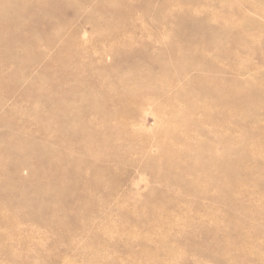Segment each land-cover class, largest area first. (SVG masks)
Here are the masks:
<instances>
[{"label":"rangeland","instance_id":"obj_1","mask_svg":"<svg viewBox=\"0 0 264 264\" xmlns=\"http://www.w3.org/2000/svg\"><path fill=\"white\" fill-rule=\"evenodd\" d=\"M27 2L0 1V20L5 19L0 21V264H264V0ZM8 12L13 16L7 19ZM120 76L128 81L121 83ZM101 81L107 87L112 83V91ZM72 87H85L82 96ZM59 90L73 106L64 103ZM195 145L205 158L194 157ZM54 150L57 161L50 155ZM167 158L175 167L167 168ZM5 176L18 187H10V181L3 185ZM231 182L236 183L232 191ZM60 189L63 197L56 193Z\"/></svg>","mask_w":264,"mask_h":264},{"label":"bare ground","instance_id":"obj_2","mask_svg":"<svg viewBox=\"0 0 264 264\" xmlns=\"http://www.w3.org/2000/svg\"><path fill=\"white\" fill-rule=\"evenodd\" d=\"M0 1H1V0H0ZM7 1H8V0H7ZM9 1H10V0H9ZM22 1H25V0H22ZM27 1L30 2V0H27ZM43 1H44V0H43ZM28 2H27V5L29 4ZM5 3H6V2H5ZM39 3H40V2H39ZM41 3H42V2H41ZM41 3H40V4H41ZM47 3H48V2H46V4H47ZM9 4H11V3L9 2ZM23 4H26V2L23 3ZM33 4H34V1H33V3L31 2V6H32ZM48 4H49V3H48ZM19 5H20V3H19ZM27 5H25V6H27ZM113 5H116V4H113ZM39 6H40V7H42V6L45 7V4H42V6H41V5H39ZM147 6H148V4H147ZM5 7H6V6H5ZM9 7H11V5L8 6V10H9ZM27 7H28V6H27ZM27 7H26V8H27ZM33 7H34V6H33ZM40 7H39V10H40ZM28 8L30 9V5H29ZM34 8H35V7H34ZM34 8H32V10H34ZM42 8H43V7H42ZM185 8H186V7H185ZM10 9H11V8H10ZM23 9H24V8H23ZM29 9H28V10H29ZM44 9H45V8H44ZM118 9H120V8H118ZM14 10H15V9H14ZM32 10L30 11L31 13H32ZM39 10H38V11H39ZM186 10H188V9L186 8ZM15 11H16V10H15ZM18 11H19V10H18ZM41 11H42V13H44V11H43L42 9H41ZM118 11H119V10H118ZM183 11L186 12L185 10H183ZM11 12H12V11H11ZM11 12H10V13L8 12V13L11 14ZM28 12H29V11H28ZM180 12H181V11H180ZM188 12H189V11H188ZM13 13H14V12H12V14H13ZM15 13H16V14H17V13L20 14V11H19V12L16 11ZM33 13H34V12H33ZM33 13H32V14H33ZM37 13H38V12H37ZM40 13H41V12H40ZM46 13H47V12H46ZM50 13H51V12H50ZM12 14H11L10 16H7V13H6V18H7V17H11V16H13ZM38 14H39V13H38ZM48 14H49V13H48ZM177 14H179V13H177ZM17 15H18V14H17ZM27 15H29V14H27ZM183 15H186V14H183V13H182L181 16H183ZM20 16H21V15H20ZM24 16H25V15H22V17H24ZM41 16H43V14H40V17H41ZM188 16H189V15H188ZM214 16H215V15H214ZM16 17H19V15L16 16ZM22 17H20V18H22ZM183 17H184V16H183ZM186 17H187V16H186ZM212 17H213V16H212ZM0 18L2 19V17H0ZM187 18H189V17H187ZM219 18H220V17H219ZM219 18H217V19H219ZM7 19H8V18H7ZM12 19H15V18H12ZM12 19H11V22H13ZM25 19H26V18H25ZM212 19H213V18H212ZM214 19H215V18H214ZM214 19H213V20H214ZM217 19L214 20V21H219V20H217ZM177 20H179V19H177ZM209 20H210V19H209ZM0 21H1V20H0ZM2 21H5V19L2 20ZM2 21H1V22H2ZM7 21H8V20H7ZM19 21H20V20H19ZM21 21H23V18H22ZM183 21H184V20H183ZM220 21H221V20H220ZM24 22H25V20H24ZM24 22H23V23H24ZM205 22H206V20H205ZM209 22H210V21H209ZM21 23H22V22H21ZM23 23H22V24H23ZM200 23H201V22H200ZM14 24H15V23H14ZM16 24H17V22H16ZM18 25H19V24H18ZM12 26H13V25H12ZM16 26H17V25H16ZM16 26H15V27H16ZM21 26H22V25H20V27H21ZM177 26H178V25H177ZM177 26H176V30L178 31ZM180 26H181V24H180ZM225 26H226V25H225ZM13 27H14V26H13ZM20 27H19V28H20ZM178 27H179V26H178ZM19 28H18V29H19ZM14 29H16V28H14ZM180 29H181V28H180ZM209 30H210V29H209ZM10 31H11V30H10ZM10 31H7V33H9ZM14 31H15V30H14ZM16 31H18V30H16ZM177 31H176V32H177ZM181 31H182V30H181ZM203 31H204V30H203ZM178 32H179V31H178ZM199 32H200V31H199ZM211 32H212V31H211ZM217 32H218V31H217ZM200 33H201V32H200ZM212 35H218V34H215V32L213 31ZM210 36H211V34H210ZM204 37H206V36H204ZM213 37H214V36H213ZM170 39H171V38H170ZM177 39H178V38H177ZM211 39H212V38H211ZM211 39H210V40L208 39V40L211 41ZM215 39H216V38H215ZM175 40H176V39H175ZM175 40H174V41H175ZM169 41H171V40H169ZM172 42H173V40H172ZM3 43H4V42H3ZM176 43H177V42H176ZM185 43H186V42H185ZM170 44H172V43H170ZM182 44H183V43H182ZM182 44H181V45H182ZM187 44H188V42H187ZM7 45H9V44L7 43ZM173 45H174V43H173ZM176 45L179 46L180 44L178 43V44H176ZM176 45H174V46H176ZM181 45H180V46H181ZM5 46H6V45H5ZM169 46H171V45H169ZM178 46H177V47H178ZM181 47H183V46H181ZM171 48H172V47H171ZM173 48H175V47H173ZM173 48H172V49H173ZM5 49H6V48H5ZM8 50H9V49H8V47H7V51H8ZM69 50H70V49H69ZM168 50H169V48H168ZM168 50H167V52H170V50H169V51H168ZM4 51H5V50H4ZM174 51H175V50H174ZM174 51H173V52H174ZM171 52H172V51H171ZM186 52H187V51H186ZM68 53H69V52H68ZM163 53H164V52H163ZM166 54H167V53H166ZM169 54H171V53H169ZM175 54H176V53H175ZM179 54H180V53H179ZM179 54H178V55H179ZM186 54H187V53H186ZM186 54H185V55H186ZM167 55H168V54H167ZM172 55H174V54L172 53L170 56L172 57ZM176 55H177V54H176ZM7 56H8V55H7ZM61 56H62V54H61ZM157 56H161V55H157ZM157 56H156V57H157ZM163 56H164V54H163ZM170 56H167V57H170ZM181 56H182V55H181ZM181 56H180V57H181ZM177 57H178V56H177ZM172 58H173V57H172ZM178 58H179V57H178ZM63 59H65V58H63ZM158 59L160 60L161 58L158 57ZM164 59H165V58H164ZM170 59H171V58H170ZM172 60H173V59H172ZM174 60H175V59H174ZM62 61H63V60H62ZM73 61H74V60H73ZM73 61L71 60L70 62H73ZM177 61H179V60H177ZM66 62H68V59H66ZM60 63H61V62H60ZM167 63H168V62H167ZM167 63H166V64H167ZM170 63H172V62H170ZM175 63H176V62H175ZM180 63H181V62H180ZM63 64H64V63H63ZM63 64L61 65V67H65V66H63ZM67 64H68V63H67ZM71 64H72V63H71ZM73 64H75V62H74ZM166 64H164V66H165ZM178 64H179V62L177 63V65H178ZM76 65H79V63L75 64V67H74V68H77V69L79 68V70L84 71L83 68H82V69H83V70H82V69H80L81 67H77ZM68 66H69V65H68ZM70 66H71V65H70ZM79 66H81V65H79ZM161 66H162V65H161ZM166 66H167V65H166ZM172 66H173V65H172ZM178 66H179V65H178ZM71 67H73V66H71ZM170 67H171V66H170ZM174 67H176V64H175ZM68 68H69V67H68ZM148 68H149V67H148ZM164 68L166 69V67H164ZM162 69H163V68H162ZM165 69H164V70H165ZM167 69H169V68H167ZM167 69H166V70H167ZM131 70H133V69H130V71H131ZM160 70H161V68H160ZM75 71H77L76 73H80V72H81V71L78 72V70H76V69H75ZM134 71H135V70H133L132 72H134ZM161 71H163V70H161ZM167 71H169V70H167ZM141 72H142V71H141ZM159 72H160V71H159ZM165 72H166V71H165ZM165 72H163V74H164ZM137 73H138V72H137ZM135 74H136V73H135ZM163 74H162V75H163ZM76 75H77V74H76ZM76 75H75L74 77H76ZM124 75H125V74H124ZM127 75H128V74H127ZM142 75H143V74H142ZM145 75H146V74H145ZM148 75H149V74H148ZM156 75H157V74H156ZM158 75H160V73H159ZM164 75H165V74H164ZM149 76H151V75H149ZM153 76L155 77L154 74H153ZM160 76H161V75H160ZM121 77H122V76H120L119 78H117V80L119 81V79H120ZM123 77H124V76H123ZM126 77H127V76H126ZM136 77H137V76H135V78H136ZM156 77H157V76H156ZM162 77H164V76H162ZM162 77H161V78H162ZM165 77H166V76H165ZM167 77H169V72H168V76H167ZM76 78H77V77H76ZM140 78H141V76H140ZM143 78H145V77H143ZM147 78H148V77H147ZM169 78H170V77H169ZM77 79H78V78H77ZM77 79H76V82H77V83L81 81L80 79H78L79 81H77ZM130 79H131V78H130ZM136 79H138V78H136ZM155 79H156V78H155ZM157 79H158V77H157ZM121 80H122V78L120 79V81H121ZM125 80H127V79H124L123 81H121V83H123ZM139 80H140V79H139ZM143 80H144V79H143ZM146 80H147V79H146ZM146 80H145V81H146ZM152 80H154L153 77H152ZM167 80H169V79L167 78ZM58 81H59V80H58ZM60 81H61V80H60ZM74 81H75V79H74ZM127 81H128V80H127ZM131 81H132V79H131ZM150 81H151V80H149V82H150ZM169 81H170V80H169ZM263 81H264V80H263ZM63 82H66V81H63ZM103 82H104V81H103ZM103 82L101 81V83H103ZM115 82L118 83V84H120V83L117 82V81H115ZM132 82H135V83H136V81H132ZM142 82H143V81H142ZM147 82H148V81H147ZM147 82H143V83H147ZM152 82H153V81H152ZM155 82H158V81H155ZM259 82H260V81H259ZM261 82H262V81H261ZM261 82H260V85H261ZM77 83H76V85H77ZM105 83H106V82H104L103 84L105 85ZM137 83H138V82H137ZM143 83H142V84H143ZM153 83H154V82H153ZM68 84H69V83H68ZM74 84H75V83H74ZM80 84H81V83H80ZM87 84H88V82H87ZM87 84H86V85H87ZM89 84H90V83H89ZM106 84H107V83H106ZM111 84H112V83H111ZM111 84H110V86H108V87L110 88V90H107V89H105V88H104V89H105L106 91H112V90H111V89H112V88H111ZM157 84H158V83H157ZM163 84H164V83H163ZM61 85H62V84H61ZM70 85H71V83H70ZM70 85H69V86H70ZM84 85H85V83H84ZM91 85H93V84H90V86H91ZM104 85H103V86H104ZM113 85H114V83H113ZM113 85H112V86H113ZM122 85H123V84H122ZM124 85H125V84H124ZM124 85H123V86H124ZM126 85H127V83H126ZM132 85H133V84H132ZM134 85H135V84H134ZM134 85H133V86H134ZM138 85H140V84H138ZM138 85H136V87H140V86H138ZM150 85H153V84L149 83V86H150ZM154 85H156V84H154ZM167 85H168V84H166V86H167ZM260 85H258V86H260ZM263 85H264V84H263ZM62 86H63V85H62ZM73 86H74V85H73ZM77 86H79V84H78ZM87 86L89 87V85H87ZM87 86H86V87H87ZM100 86H101V85H100ZM100 86H99V88H100ZM103 86H101V87H103ZM105 86H106V85H105ZM105 86H104V87H105ZM117 86H118V85H117ZM117 86L115 85V86H114L115 88L113 87V89H116ZM119 86H121V84H120ZM119 86H118V87H119ZM258 86L256 85V87H258ZM59 87H60V85H59ZM63 87H64V86H63ZM67 87H68V86H67ZM74 87H75V86H74ZM74 87H72V90H74ZM82 87H83V86H82ZM94 87H95V86H94ZM94 87H93V88H94ZM106 87H107V86H106ZM108 87H107V88H108ZM150 87L153 88L154 86H153V87L150 86ZM150 87H149V89H150ZM160 87H161V86H160ZM163 87H164V86H163ZM260 87H261V86H260ZM56 88H57V87H56ZM75 88H76V87H75ZM77 88H78V87H77ZM84 88H85V87H84ZM84 88H83V89H84ZM109 88H108V89H109ZM121 88H124V87H121ZM121 88H120V89H121ZM128 88H129V87H128ZM128 88H127V89H128ZM131 88L133 89V87H131ZM131 88H129V89H131ZM134 88H135V86H134ZM143 88H144V87H143ZM143 88H142V91H143ZM158 88H159V87H157V89H155V90H157V92L159 91ZM226 88H227V87H226ZM229 88H230V87H229ZM258 88H259V87H258ZM67 89H69V88H67ZM83 89H81L82 92H83ZM104 89L101 88L100 91L102 92ZM129 89H128V90H129ZM149 89H147V91H149ZM159 89L161 90V88H159ZM233 89H234V88H233ZM242 89H243V88H242ZM247 89H248V87H247ZM247 89L245 88V90H247ZM249 89H250V88H249ZM70 90H71V89H70ZM78 90L80 91V89H78ZM78 90H74V92H75V91H78ZM86 90H87V89H86ZM86 90H85V91H86ZM88 90H89V89H88ZM92 90H93V89H92ZM105 90H104V91H105ZM118 90H119V89H118ZM122 90H123V89H122ZM122 90H121V91H122ZM136 90H139V88H136ZM140 90H141V89H140ZM151 90H152V89H151ZM230 90H231V89H230ZM239 90H240V89H239ZM239 90H238V91H239ZM243 90H244V89H243ZM59 91H60V90H59ZM79 91H78V93H77V92H75V93L79 94ZM81 91H80V92H81ZM121 91H120V93H121ZM197 91H198V90H197ZM249 91H250V90H249ZM262 91H263V89H262ZM60 92H61V91H60ZM82 92H81L80 97H81L82 94H83ZM140 92H141V91H140ZM151 92H152V91H151ZM185 92H186V91H185ZM192 92H193V91H192ZM195 92H196V91H195ZM202 92H203V91H202ZM218 92H219V91H218ZM231 92H232V91H231ZM233 92H234V94H235L236 91L234 90ZM239 92H240V91H239ZM244 92H245V91H244ZM58 93H59V92H58ZM61 93H62V92H61ZM63 93H65V92H63ZM63 93H62V94H63ZM88 93H89V92H88ZM92 93H93V91L90 92V94H92ZM102 93H103V92H102ZM105 93H106V94H102L101 96H104V97H105V95H107V92H105ZM115 93H116V91H115ZM118 93H119V92H118ZM120 93H119V94H120ZM126 93H127V92H126ZM128 93H129V92H128ZM135 93H136V92H135ZM135 93H134V94H135ZM141 93H142V92H141ZM141 93H140V94H141ZM159 93H160V92H159ZM182 93H183V92H182ZM224 93H225V92H224ZM236 93L238 94V92H236ZM246 93H247V92H246ZM256 93H258V91H256ZM259 93H260V92H259ZM62 94H61V95H60V94L57 95V98L60 97V96H62ZM84 94H85V92H84ZM90 94H89V95H90ZM96 94H98V93H96ZM108 94H109V92H108ZM112 94H114V93H112ZM112 94H109V95H112ZM122 94H123V96H124V92H122ZM132 94H133V93H132ZM132 94H131V95H132ZM144 94H145V93H144ZM154 94H157V93H154ZM210 94H212V93H210ZM225 94H226V93H225ZM230 94H231V93H230ZM242 94H243V93H242ZM242 94H239V96L242 95ZM261 94H262V93H261ZM63 95H65V98H64V97H63V98L67 100V98H68V97H66L67 94L65 93V94H63ZM85 95H87V94H85ZM93 95H94V94H93ZM117 95H118V94H117ZM129 95H130V94H129ZM129 95H128V94L126 95L127 98L129 97ZM195 95H196V94H195ZM201 95H202V94H201ZM218 95H219V93H218ZM220 95H222V94H220ZM244 95H245V94H244ZM262 95H263V94H262ZM262 95H261V96H262ZM49 96H50V95H49ZM76 96H77V95H76ZM90 96H92V95H90ZM96 96L98 97V95H96ZM133 96L136 97L135 95H133ZM133 96H132V97H133ZM141 96H142V95H141ZM184 96H185V95H184ZM188 96H189V95H188ZM226 96H227V95H226ZM245 96L247 97V95H245ZM46 97H48V96H46ZM46 97H45V98H46ZM92 97H93V96H92ZM94 97H95V96H94ZM185 97H186V96H185ZM198 97H199V96H198ZM246 97H244V98H246ZM262 97H263V96H262ZM43 98H44V97H43ZM60 98H61V97H60ZM60 98H59V101L61 102L62 100H61ZM63 98H62V99H63ZM78 98H79V96H78ZM78 98H77V99H78ZM85 98H86V97H85ZM85 98H83V97L81 98V99H83V102H84V99H85ZM89 98H90V97H89ZM99 98H100V97H99ZM105 98H106V97H105ZM110 98H111V97H110ZM119 98H120V97H119ZM127 98H126V99H127ZM143 98H144V97H143ZM188 98H189V97H188ZM188 98H187V99H188ZM190 98H193V97H190ZM232 98H233V97H232ZM234 98H235V97H234ZM68 99H69V98H68ZM75 99H76V98H75ZM124 99H125V98H124ZM128 99H130V97H129ZM173 99H174V98H173ZM173 99H172V100H173ZM183 99H184V98H183ZM230 99H231V98H230ZM236 99H237V98H236ZM238 99H240V97H239ZM242 99H243V98H242ZM41 100H42V98H41ZM49 100H51V99H49ZM49 100L46 99V101H48V102H55V101H58V100H55V101H49ZM66 100H65V102H64V101H62V102H64V103L67 104V106H68V104L70 103V102H68V101H70V100H67V101H66ZM91 100H92V98H91ZM91 100H89V102H90ZM120 100H121V99H120ZM172 100H171V101H172ZM243 100H244V99H243ZM81 101H82V100H81ZM87 101H88V100H87ZM92 101H93V100H92ZM94 101H95V100H94ZM101 101H102V100H101ZM101 101H98V102H101ZM109 101H110V100H109ZM169 101H170V100H168V102H169ZM171 101H170V102H171ZM175 101H176V100H175ZM175 101H174V102H175ZM185 101H186V100H185ZM185 101H184V102H185ZM224 101H225V99H224ZM44 102H45V101H44ZM44 102H43V103H44ZM48 102H47V103H48ZM66 102H67V103H66ZM104 102H105V101H104ZM104 102H103V103L101 102V103L105 105ZM170 102H169V103H170ZM209 102H210V101H209ZM212 102H213V101H212ZM55 103H56V102H55ZM79 103H80V102H79ZM96 103H97V102H96ZM120 103H122V102H120ZM130 103H131V102H130ZM130 103H129V105H130ZM192 103H193V102H192ZM192 103H191V104H192ZM217 103H219V102H217ZM241 103H242V102H241ZM41 104H42V103H41ZM92 104H93V103H92ZM99 104H100V103H99ZM108 104H110V103H108ZM200 104H201V103H200ZM258 104H259V102H258ZM45 105H46V104H45ZM55 105H56V104H54L53 107H54ZM57 105H58V104H57ZM69 105H70V104H69ZM85 105H87V103H86ZM85 105H84V106H85ZM89 105H90V104H89ZM89 105H88V106H89ZM94 105H95V104H94ZM96 105H97V104H96ZM96 105H95V107H96ZM123 105L126 106L125 104H123ZM127 105H128V102H127ZM188 105H190V104H188ZM204 105H205V104H204ZM47 106H49V105H47ZM50 106H51V105H50ZM50 106H49V108H47V109H50ZM62 106H63V105H62ZM65 106H66V105H65ZM65 106H64V109H65ZM71 106H73L72 103H71L70 107H71ZM98 106H99V105H98ZM105 106H106V105H105ZM216 106H217V104H216ZM222 106H223V105H222ZM225 106H226V105H225ZM53 107H52V108H53ZM60 107H61V106H60ZM70 107H69V108H70ZM117 107H118V106H117ZM190 107H192V106H190ZM196 107H197V106H196ZM211 107H212V106H211ZM227 107H228V106H227ZM57 108H59V107L57 106ZM61 108H62V107H61ZM61 108H59V110H62ZM67 108H68V107H67ZM69 108H68V109H69ZM75 108H76V106H75ZM81 108H82V107H81ZM105 108H106V107H105ZM125 108H127V107H125ZM215 108H217V107H215ZM47 109H46V110H47ZM64 109H63V110H64ZM86 109H87V108H86ZM89 109H90V108H89ZM102 109H104V107H102ZM120 109H122V108H120ZM211 109H212V108H211ZM217 109H218V108H217ZM217 109H213V111H214V110H217ZM228 109H229V107H228ZM53 110H54V109H53ZM59 110H58V113H59ZM77 110H78V109H77ZM82 110H83V109H82ZM82 110H81V111H82ZM90 110H91V109H90ZM98 110H100V109H98ZM127 110H128V109H127ZM127 110H126V112H127ZM195 110H196V109H195ZM229 110H230V109H229ZM55 111H56V110H54V112H55ZM74 111H75V110H74ZM81 111H80V112H81ZM88 111H89V110H88ZM93 111H94V110H93ZM191 111H192V110H191ZM207 111L209 112V111H212V110H207ZM217 111H218V110H217ZM217 111H216V112H217ZM220 111H221V109H220ZM239 111H240V110H239ZM242 111H243V110H242ZM46 112H47V111H46ZM52 112H53V111H52ZM75 112H76V111H75ZM110 112H111V111H110ZM110 112H109V113H110ZM118 112H119V111H118ZM123 112H125V110H123ZM126 112H125V114H126ZM185 112H186V111H185ZM189 112H190V111H189ZM192 112H193V111H192ZM208 112H206L205 114H207ZM227 112H230V111H227ZM237 112H238V111H237ZM243 112H244V111H243ZM243 112H242V113H243ZM48 113H51L50 110H49ZM48 113H47V115H48ZM104 113H105V112H104ZM107 113H108V112H107ZM120 113H122V112L120 111ZM120 113H118V114H120ZM209 113H210V112H209ZM211 113H212V112H211ZM240 113H241V112H240ZM55 114H56V113H55ZM55 114H54V116H55ZM59 114H60V115H59ZM59 114H57V115H59L60 117H61V115L64 116L63 113H62V114L59 113ZM70 114H71V113H70ZM99 114H100V113H99ZM116 114H117V113H116ZM116 114H115V115H116ZM122 114H123V113H122ZM181 114H183V113H181ZM213 114H214V112H213ZM218 114H219V112H218ZM234 114H235V113H234ZM243 114H244V113H243ZM41 115H42V114H41ZM49 115H50V114H49ZM49 115H48V116H49ZM57 115H56V116H57ZM103 115H104V114H103ZM109 115H110V114H109ZM109 115H108V116H109ZM216 115H217V113H216ZM229 115H230V113H229ZM98 116H99V115H98ZM111 116H112V115H111ZM243 116H244V115H243ZM51 117H52V116H50V118H51ZM67 117H68V116H66V118H67ZM106 117H107V116H106ZM191 117H192V116H190V118H191ZM215 117H216V116H213V119H214ZM217 117H218V116H217ZM217 117H216V118H217ZM61 118H62V117H61ZM69 118H70V117H69ZM69 118H68V119H69ZM75 118H76V117H75ZM103 118H104V117H103ZM103 118H102V120H103ZM182 118H183V117H182ZM184 118H185V116H184ZM218 118H219V117H218ZM44 119H45V118H44ZM52 119H53V118H52ZM76 119H77V118H76ZM187 119H188L187 121H190V119L188 118V116H187ZM61 120H62V119H61ZM71 120H72V119H71ZM180 120H181V118H180ZM182 120H185V119H182ZM182 120H181V121H182ZM216 120H217V119H216ZM216 120H215V121H216ZM62 121H63V120H62ZM69 121H70V120H69ZM69 121H68V122H69ZM177 121H178V120H177ZM191 121H192V119H191ZM191 121H190V122H191ZM103 122H104V120H103ZM183 122H184V121H183ZM185 122H186V121H185ZM58 123H61V121L59 120ZM63 123H64V122H63ZM66 123H67V120H66ZM187 123H188V122H187ZM191 123H192V122H191ZM42 124H43V123H42ZM69 124H70V122H69ZM181 124H182V123H181ZM45 125H46V124H45ZM57 125H58V124H57ZM59 125L61 126V124H59ZM72 125H73V124H71L70 127H72ZM81 125H82V123H81ZM182 125H185V123H183ZM191 125H192V124H191ZM43 126H44V125H43ZM48 126L50 127L49 124H48ZM61 127H62V126H61ZM61 127H60V128H61ZM70 127H69V129H70ZM75 127H76V126H75ZM75 127L73 126L72 128H73L74 130L76 129L75 131L78 132V130H77L78 127H77V128H75ZM47 128H48V127H47ZM62 128H63V127H62ZM62 128H61V129H62ZM72 128H71V129H72ZM61 129H60V130H61ZM80 129L82 130V128H80ZM87 129H88V128H87ZM87 129H85V130H87ZM188 129H189V126H188L187 130H188ZM171 130H172V128H171ZM214 130H215V129H214ZM70 131H71V130H70ZM75 131H74V132H75ZM168 131H169V130H168ZM216 131H217V130H216ZM218 131H219V130H218ZM218 131H217V132H218ZM72 132H73V131H72ZM77 132H76V133H77ZM86 132H87V131H86ZM89 132H91V131H89ZM217 132H216V133H217ZM62 133H63V132H62ZM62 133H60V135H61ZM65 133H66V132H65ZM212 133H214V132H212ZM218 133H219V132H218ZM221 133H222V132H221ZM63 134H64V133H63ZM72 134H73V133H72ZM83 134H85V132H84ZM87 134H88V133H87ZM97 134H98V133H97ZM97 134H96V135H97ZM103 135H104V134H103ZM223 135H224V134H223ZM66 136H67V135H66ZM72 136H74V135H72ZM75 136H76V135H75ZM87 136H88V135H87ZM89 136H90V135H89ZM89 136H88V137H89ZM91 136H92V135H91ZM97 136H98V135H97ZM92 137H93V136H92ZM98 137H99V136H98ZM262 137H263V136H261V138H262ZM102 138H103V137H102ZM102 138H101V139H102ZM186 138H187V137H186ZM216 138L219 139V137H216ZM221 138H223V136H222ZM25 139H26V138H25ZM92 139H94V138H92ZM96 139H97V137H96ZM98 139H99V138H98ZM227 139H228V138H227ZM233 139H234V138H233ZM89 140H90V139H89ZM184 140H186V139H184ZM220 140H221V139H220ZM224 140H225V139H224ZM224 140H223V141H224ZM228 140H229V139H228ZM20 141H21V140H20ZM20 141H19V142H20ZM25 141H27V139H26ZM87 141H88V140H87ZM164 141L167 142V140H165V139H164ZM179 141H181V140H179ZM189 141H190V140H189ZM207 141H208V140H207ZM213 141H215V139H214ZM216 141H217V140H216ZM236 141H237V140H236ZM258 141H259V140H258ZM261 141H262V140H261ZM22 142H24V140H23ZM29 142H30V141H29ZM29 142L27 141L26 144L29 143ZM90 142H91V141H90ZM165 142H164V143H165ZM169 142H170V141H169ZM169 142H167V143H169ZM181 142H182V141H181ZM203 142H205V141H203ZM203 142H201V143L204 144V147H205V143H203ZM211 142H212V141H211ZM225 142H226V140H225ZM254 142H255V141H254ZM8 143H9V142H8ZM10 143H11V142H10ZM14 143H15V142H14ZM17 143H18V142H17ZM24 143H25V142H24ZM183 143H184V142H183ZM185 143H187V142H185ZM201 143H200V144H201ZM213 143H215V142H213ZM229 143L231 144V141H230ZM243 143H244V142H243ZM261 143H262V142H261ZM263 143H264V142H263ZM21 144H22V143H21ZM26 144H24L25 147H27ZM32 144H33V143H32ZM165 144H166V143H165ZM170 144H171V142H170ZM181 144H182V143H181ZM189 144H190V143H189ZM209 144H210V143H209ZM211 144H212V143H211ZM216 144H218V143L216 142ZM219 144H221V142H220ZM227 144H228V143H227ZM227 144H226V145H227ZM233 144H234V143H233ZM14 145H15V144H14ZM18 145H20V144H17L16 147H17ZM24 145H23V146H24ZM28 145H29V148H30V149L33 148V147H31V146H33V145H30V144H28ZM34 145H36V144H34ZM43 145H45V144H43ZM100 145L102 146V144H100ZM168 145H169V144H168ZM168 145H167V146H168ZM184 145H185V144H183V146H184ZM213 145H214V144H213ZM257 145H258V144H257ZM11 146H13V144H12ZM11 146H10V148H12ZM20 146H22V145H20ZM38 146H39V145H38ZM97 146H98V145H97ZM161 146H162V145H160V147H161ZM167 146L165 147V146L163 145L162 147H164V149H166ZM181 146H182V145H181ZM195 146H196V145H195ZM200 146H201V145H200ZM224 146H225V145H224ZM233 146H234V145H233ZM250 146H251V145H250ZM250 146H249V147H250ZM259 146H260V145H259ZM13 147H14V146H13ZM43 147H45V146H43ZM169 147H170V146H169ZM169 147H168V148H169ZM175 147H176V146H175ZM186 147H187V144H186ZM204 147L202 146V148H204ZM210 147H211V146H210ZM210 147H209V148H210ZM225 147H226V148H229V147H227V146H225ZM241 147H242V144H241ZM14 148H15V147H14ZM27 148H28V147H27ZM29 148H28V149H29ZM34 148H37V146L34 147ZM38 148H39V147H38ZM45 148H47V146H46ZM90 148H91V147H90ZM92 148H93V147H92ZM171 148H173V147L171 146L170 149H171ZM179 148H180V147H179ZM179 148L176 147L177 151H179L180 149L182 150V148H180V149H179ZM184 148H185V147H184ZM192 148H193V150H194V147H192ZM192 148L190 147L189 149L192 150ZM211 148H214V147H211ZM254 148H255V147H254ZM258 148H259V147H258ZM6 149H7V148H6ZM17 149L19 150V148H16V149H14V150H17ZM22 149L26 150V148H22ZM178 149H179V150H178ZM187 149H188V148H187ZM196 149H199V150H200V148H197V146H196L194 152H197V151H198V150H196ZM204 149H205V148H204ZM204 149H203V151H204ZM232 149H233V148H232ZM247 149H249V148H247ZM4 150H5V149H4ZM35 150H37V149H35ZM43 150H44V149H43ZM43 150H42V151H43ZM49 150H50V149H49ZM49 150H46V151H49ZM84 150H85V149H84ZM160 150L162 151V148H161ZM174 150H175V149H173V152L175 153L176 150H175V151H174ZM183 150H184V149H183ZM210 150H213V149H210ZM214 150H215V148H214ZM214 150H213V151H214ZM220 150H221V149H220ZM228 150H230V149H228ZM239 150H240V149H239ZM5 151H6V150H5ZM19 151H20V150H19ZM30 151H31V150H30ZM40 151H41V150H40ZM46 151L43 152V153H46ZM58 151H59V150H58ZM58 151L56 150V153H57ZM87 151H88V149H87ZM163 151H164V150H163ZM168 151H170V153H173V152H171L172 149H171V150H168ZM186 151H187V150H186ZM205 151H206V150H205ZM207 151H208V150H207ZM231 151H232V150H231ZM231 151H230V152H231ZM240 151H241V150H240ZM251 151H252V150H251ZM6 152H8V151H6ZM20 152H21V153H20ZM20 152H18L19 155L22 154L23 151H20ZM54 152H55V150H54L50 155L52 156V160L55 159V160L57 161V157H58V155H55V154H54V156H53L52 154H53ZM65 152L68 153V151H65ZM189 152H190V151H189ZM200 152L203 153L202 151H200ZM214 152H215V151H214ZM220 152H221V151H218V153H220ZM222 152H223V151H222ZM224 152H225V149H224ZM238 152H239V151H238ZM249 152H250V151H249ZM249 152H248V153H249ZM252 152H253V151H252ZM252 152H251V153H252ZM254 152H255V151H254ZM8 153H9V152H8ZM11 153H12V152H11ZM41 153H42V152H41ZM43 153H42V154H43ZM60 153H61V150H60ZM66 153H65V154H66ZM180 153H182V151H181ZM209 153H210V151H209ZM242 153H243V152H242ZM9 154H10V153H9ZM176 154H177V153H176ZM210 154H213V153H210ZM210 154H209V155H210ZM220 154H222V153H220ZM227 154H228V153H227ZM229 154H230L229 156H231V153H229ZM244 154L246 155V152H245ZM6 155H8V154H6ZM11 155H14V153H12ZM26 155H28V154H26ZM33 155H35V154H33ZM44 155H45V154H44ZM46 155H48V154L46 153ZM46 155H45V156H46ZM170 155H172V154H170ZM177 155H180V154H177ZM191 155H192V154H191ZM194 155H195L194 157H196V155L201 156L200 153H199V151H198L196 154L194 153ZM206 155H207V154H206ZM209 155H208V156H209ZM217 155H219V154H217ZM225 155H226V153H225ZM239 155H241V154H239ZM247 155H248V154H247ZM249 155H250V154H249ZM59 156H60V155H59ZM66 156H68V155H66ZM66 156H65V157H66ZM163 156H165V155L163 154ZM167 156H168V154H167ZM203 156H204V158L206 157L205 155H203ZM203 156H201V157H203ZM208 156H207V157H208ZM219 156H220V155H219ZM219 156H218V157H219ZM250 156L253 157V154L250 155ZM3 157H4V156H3ZM47 157H49V155H48ZM60 157H62V156H60ZM72 157H73V156H72ZM72 157H70V158L72 159ZM171 157H172V156H171ZM174 157H175V156H174ZM181 157H183V156H181ZM181 157H180V158H181ZM194 157H191V158H194ZM222 157H223V156H222ZM232 157H233V156H232ZM236 157H237V156H236ZM9 158H12V157H9ZM36 158H37V157H36ZM36 158H35V159H36ZM45 158H46V157H45ZM172 158H173V157H172ZM172 158H167V161H164V162H168V161L170 162V161H171L170 159H172ZM196 158H200V157L197 156ZM204 158H203V160H204ZM220 158H221V157H220ZM220 158H219V159H220ZM223 158H226V157H223ZM229 158H230V157H229ZM39 159H41V158H39ZM39 159H38V160H39ZM61 159H63V158H61ZM61 159H60V160H61ZM65 159H66V158H65ZM67 159H69V158H67ZM67 159H66V160H67ZM75 159H76V158H74V160H75ZM162 159L164 160L165 158H162ZM178 159H179V158H178ZM194 159H195V158H194ZM194 159H193V160H194ZM201 159H202V158H201ZM231 159H234V158H231ZM250 159H253V158H250ZM50 160H51V159H50ZM52 160H51V161H52ZM172 160H173V159H172ZM196 160H198V159H196ZM205 160H208V159L206 158ZM45 161H46V163H47V160H46V159H45ZM61 161H62V160H61ZM63 161H64V160H63ZM70 161H71L70 163H72V162L74 163V161H72V160H70ZM75 161L78 162L79 160H75ZM177 161H178V160H177ZM179 161H180V159H179ZM198 161H202V160H198ZM209 161H210V159H209ZM209 161H208V162H209ZM211 161H212V160H211ZM221 161H222V159H221ZM223 161H224V159H223ZM225 161H226V160H225ZM236 161H237V160H236ZM6 162H7V161H6ZM41 162H42V161H41ZM77 162H75V163H77ZM161 162H162V161H161ZM169 162H168L167 164H165V165L167 166L168 164L170 165V164L172 163V162H170V163H169ZM194 162H195V161H194ZM196 162H197V161H196ZM196 162H195V163H196ZM204 162H205V161H204ZM228 162H229V160H228ZM239 162H240V160H239ZM241 162H242V160H241ZM46 163H44V164H46ZM50 163H52V162H50ZM198 163H199V162H198ZM201 163H202V162H200L199 165H201ZM205 163H206V162H205ZM205 163H204V164H205ZM213 163H214V162H213ZM213 163H212V164H213ZM217 163H218V162H217V160H216V162H215V166H216V167H217V165H216ZM0 164H1V163H0ZM41 164H43V162H42ZM52 164H53V163H52ZM77 164H78V163H77ZM79 164H80V162H79ZM161 164H163V162H162ZM174 164H177L176 161H174ZM174 164H172L173 167H175ZM219 164H220V163H219ZM222 164H225V162H224V163L222 162ZM222 164H221V165H222ZM240 164H241V163H240ZM246 164H248V163H246ZM47 165H48V164H47ZM74 165H75V164H74ZM74 165H73V166H74ZM169 165L167 166V168L169 167ZM172 165H170V167H171ZM199 165L197 164V166H199ZM48 166H49V165H48ZM50 166H51V165H50ZM193 166H194V165H193ZM201 166H202V165H201ZM201 166H200V167H201ZM203 166H204V165H203ZM210 166H211V165H210ZM4 167H5V166H4ZM39 167H42V166L40 165ZM69 167H70V166H69ZM69 167H68V168H69ZM87 167H88V166H87ZM173 167H172V168H173ZM195 167H196V166H194V167H192V168H195ZM204 167H205V166H204ZM222 167H223V166H222ZM225 167H227V166H225ZM235 167H236V166H235ZM235 167H234V168H235ZM243 167H245V166L243 165ZM2 168H3V167H2ZM54 168H55V167H54ZM66 168H67V167H66ZM89 168H90V167H89ZM192 168H191V170H192ZM196 168H197V167H196ZM205 168H206V167H205ZM205 168H202V169L204 170ZM227 168H228V167H227ZM239 168H240V167H239ZM245 168H246V167H245ZM0 169H1V167H0ZM5 169H6V168H5ZM217 169H218V168H217ZM249 169H250V168H249ZM3 170H4V168H3ZM35 170H36V169H35ZM59 170H60V169H59ZM62 170H63V169H62ZM64 170H66V169H64ZM88 170H89V169H88ZM169 170H170V169H169ZM226 170H231V169H226ZM226 170H224V171H226ZM246 170H247V169H246ZM246 170H245V171H246ZM7 171H8V169H7ZM7 171H6V172H7ZM39 171H40V170H39ZM69 171H70V170H69ZM232 172H233V171H232ZM2 173H3V172H2ZM54 173H55V172H54ZM60 173H61V171H60ZM64 173H65V172H64ZM191 173H192V172H191ZM193 173H194V171H193ZM193 173H192V175H193ZM215 173L217 174V172H215ZM218 173H219V171H218ZM226 173H229V172H226ZM58 174H59V173H58ZM68 174H69V173H68ZM166 174H169V173H166ZM216 174H215V175H216ZM220 174H222V173H220ZM0 175H1V174H0ZM4 175H5V173H4ZM9 175H10V174H9ZM36 175H37V174H36ZM53 175H54V174H53ZM53 175H52V176H53ZM204 175H205V173H204ZM2 176H3V174H2ZM33 176H34V175H33ZM37 176H38V175H37ZM42 176H43V175H42ZM52 176H50V178H48V179H52V178H51ZM66 176H67V175H66ZM66 176H65V179H66ZM178 176H179V175H178ZM193 176H195V175H193ZM197 176H198V175H197ZM197 176H196V177H197ZM201 176H202V175H201ZM201 176L198 177V178H201ZM211 176H212V175H211ZM217 176H218V175H217ZM217 176H216V177H217ZM221 176H222V175H221ZM257 176L259 177V175H257ZM3 177H4V176H3ZM5 177H6V176H5ZM57 177H58V176H57ZM61 177H62V176H61ZM166 177H167V179H169V175H168V176L166 175ZM175 177H177V175H176ZM179 177L182 178L181 176H179ZM203 177H204V176H203ZM253 177H254V176H253ZM258 177H255V178L258 179ZM0 178H1V177H0ZM8 178H9V177H8ZM34 178H35V176L33 177V179H34ZM54 178H55V175L53 176V179H54ZM170 178H171V175H170ZM194 178H195V177H193L192 179H194ZM204 178H205V177H204ZM204 178H203V179H204ZM217 178H218V177H217ZM223 178L225 179V177H223ZM251 178H252V177H251ZM37 179H38V178H37ZM65 179H61L62 182H63ZM173 179H175V178H173ZM201 179H202V178H201ZM201 179H200V181H201ZM207 179H208V177H207ZM207 179H206V180H207ZM248 179H249V178H248ZM259 179H260V177H259ZM55 180H57V179H55ZM61 180H60V181H61ZM179 180H180V179H179ZM215 180H216V179H215ZM227 180H228V179H227ZM231 180H232V182H233L234 178H231ZM246 180H247V179H246ZM1 181H2L1 183H3V182L5 183V181H7V177H6L5 180L2 179ZM9 181H10V180H9ZM9 181H7V182H9ZM22 181H24V180H22ZM37 181H38V180H37ZM41 181H42V180H41ZM48 181H49V180H48ZM189 181H190V180H189ZM207 181H208V180H207ZM207 181H206L205 183H207ZM235 181H236V180H235ZM253 181H255V179H254ZM257 181H258V180H257ZM7 182H6L5 184H3V185H6V186H7ZM17 182H18V181H17ZM38 182L41 184V185H40V188H41V186H42V182H40V181H38ZM38 182H37L36 184H38ZM50 182H52V181H50ZM193 182H198V181H193ZM209 182H210V181H209ZM224 182H225V181H224ZM232 182L230 183V184H231V187H229V190L231 189L230 191H232V185H233V184H234V185L236 184V183H232ZM237 182H239V181H237ZM10 183L12 184V182H11V181L9 182V185H10V187H11L15 182H14L12 185H11ZM21 183H22V186H23V183H24V182H21ZM56 183H57V182H55V185H56ZM58 183H59V182H58ZM17 184H18V183H17ZM24 184H25V183H24ZM26 184H27V182H26ZM190 184H191V183H190ZM192 184H194V183H192ZM207 184H208V183H207ZM211 184H212V183H211ZM211 184H208V185H211ZM230 184H229V185H230ZM241 184H242V182H241ZM241 184H240V185H241ZM254 184H255V183H254ZM3 185H2V188L4 187ZM9 185H8V187H9ZM52 185H53V184H52ZM229 185H228V186H229ZM238 185H239V184L237 183V186H238ZM14 186H15V188L18 187V186H16L15 184H14ZM43 186H45V185H43ZM46 186H47V185H46ZM59 186H61V185H59ZM186 186H187V185H186ZM188 186H189V184H188ZM188 186H187V188H188ZM197 186H200V185H197ZM197 186L195 185L194 189L197 188ZM212 186H214V185H212ZM225 186H226V188H228V187H227V184H225ZM235 186H236V185H235ZM235 186H234V187H235ZM241 186H242V185H241ZM0 187H1V186H0ZM10 187H9V189H11ZM12 187H13V186H12ZM62 187H63V186H62ZM190 187H191V186H190ZM220 187H221V186H220ZM4 188H5V187H4ZM20 188H21V185H20ZM36 188H37V187H36ZM63 188H64V187H63ZM236 188H239V187H235V189H236ZM0 189H1V188H0ZM21 189H22V188H21ZM41 189H42V188H41ZM50 189H51V188H49V190H47V191H50V193H51V190H50ZM221 189H223V188L221 187ZM240 189H241V188H240ZM13 190H14V189H13ZM15 190H16V189H15ZM44 190H45V189H44ZM65 190H66V189H65ZM229 190H228V191H229ZM0 191H1V190H0ZM2 191H3V189H2ZM4 191H5L4 193L7 194L8 190L6 189V190H4ZM10 191H12V190H10ZM19 191H20V190H18V192H19ZM45 191H46V190H45ZM62 191H64V190H62ZM62 191H61V189H60L59 191H56V193H57V192H60L59 194H61ZM66 191H67V190H66ZM220 191H221V190H220ZM20 192H21V191H20ZM20 192H19V194H20ZM67 192H68V191H67ZM67 192H66V193H67ZM225 192H227V191L225 190ZM0 193H1V192H0ZM2 193H3V192H2ZM4 193H3V194H4ZM12 193H14V192H12ZM12 193L10 192V194H12ZM25 193H26V192H25ZM63 193H64V192H63ZM63 193H62V194H63ZM219 193H220V192H219ZM227 193H228V192H227ZM227 193H225V194H227ZM259 193H260V192H259ZM261 193H262V192H261ZM54 194H55V193H53V195H51V196L53 197ZM59 194H56V195H57V198H59ZM221 194H222V193H221ZM228 194H229V193H228ZM228 194H227V195H228ZM222 195H224V192H223ZM12 196H13V195H12ZM28 196H29V195H28ZM60 196L63 197L64 194H63V195H60ZM3 197H4V196H3ZM5 197H6V196H5ZM8 197L10 198L11 196L9 195ZM70 197H71V196H70ZM11 198H12V197H11ZM11 198H10V199H11ZM39 198H40V197H39ZM64 198H65V197H64ZM66 198H67V196H66ZM221 198H222V197H221ZM223 198H225V197H223ZM232 198H234V197H232ZM22 199H23V198H22ZM55 199H56V198H55ZM62 199H63V198H62ZM62 199H61V202L63 201ZM67 199H70V198H67ZM67 199H66V200H67ZM228 199H230V198H228ZM42 200H44V199L42 198ZM66 200H65V201H66ZM230 200H231V199H230ZM55 201H57V199H56ZM55 201H53V203H55ZM233 201H235V200H233ZM231 202H232V201H231ZM235 202H236V201H235ZM235 202H234V203H235ZM51 203H52V202H51ZM53 203H52L51 205H56V204H53ZM65 203H66V202H65ZM62 204H63V203H62ZM66 204H67V203H66ZM235 204H236V203H235ZM235 204H234V205H235ZM24 205H25V204H24ZM236 205H237V204H236ZM236 205H235V207H236ZM239 206H240V205H239ZM263 206H264V205H263ZM52 207H53V206H51V208H50L51 210L54 209V208L52 209ZM58 207L60 208V205L57 206L56 210L59 209ZM61 207H62V206H61ZM62 208H63V207H62ZM65 208H66V207H65ZM152 208H153V207H152ZM241 209H242V207H241L239 210L241 211ZM246 209L248 210V208H245V210H246ZM262 209H264V208H262ZM262 209H261V210H262ZM60 211H61V209H60ZM65 211H66V210H65ZM65 211H64V212H65ZM153 211H155V210H153ZM51 212H52V211H51ZM53 212H55V211H53ZM80 212H81V211H80ZM248 212H249V211H248ZM1 213H2V212H1ZM55 213H56V212H55ZM58 213H59V212H58ZM60 213H62V216L64 215V214H63V211H61ZM158 213H159V212H158ZM48 214H51V213L49 212V213H47V215H48ZM56 214H57V213H56ZM79 214H80V213H79ZM40 215H41V214H40ZM47 215H44V216L48 217ZM54 215H55V214H54ZM60 215H61V214H60ZM77 215H78V214H77ZM49 216H50V215H49ZM56 216H57V215H56ZM56 216H55V218H56ZM82 216H83V214H82ZM58 217L61 218V216H57V218H58ZM5 218H6V217H5ZM43 218H44V217H43ZM48 218H49V217H48ZM52 218H53V217H52ZM52 218H51V219H52ZM55 218H53V220H54ZM60 218H58V219H60ZM46 219H47V218H46ZM5 220H6V219H5ZM49 220H50V219H49ZM50 221H51V220H50ZM57 221H59V220H57ZM238 225H239V224H237V226H238ZM237 226L234 227V228H238ZM238 229H240V228H238ZM241 229H242V228H241ZM218 230H219V228H218ZM236 231H238V232H236V233H239V230H236ZM241 231H242V230H241ZM207 232H208V231H207ZM212 232H215V231L212 230ZM208 233H209V232H208ZM210 234H211V233H210ZM240 234H241V233H240ZM240 236H241V235H240ZM226 239H228V238H226ZM218 240H219V239H218ZM215 242H216V241H215ZM226 242H227V240H226ZM233 242H234V240H233ZM219 243H220V242H219ZM1 244H2V243H1ZM220 244H221V243H220ZM239 244H240V243H239ZM239 244H238V245H239ZM236 245H237V244H236ZM218 246H221V245H218ZM6 247H7V246H5V248H4V247H2V248L6 249ZM226 247H227V246H226ZM224 248H225V247H224ZM222 250H223V249H222ZM225 251L227 252V250H225ZM217 253H218V252H217ZM217 253H216V254H217ZM221 253H223V252H221ZM221 253H218V254L221 255ZM222 256H225V254L222 255ZM218 257H219V256H218ZM227 258H228V257H227Z\"/></svg>","mask_w":264,"mask_h":264}]
</instances>
